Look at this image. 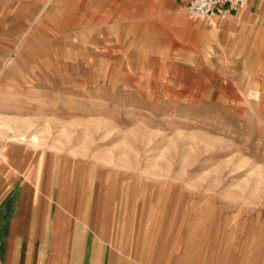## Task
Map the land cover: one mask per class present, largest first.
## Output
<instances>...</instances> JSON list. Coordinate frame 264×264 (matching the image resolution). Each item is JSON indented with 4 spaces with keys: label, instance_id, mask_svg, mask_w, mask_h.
Segmentation results:
<instances>
[{
    "label": "rangeland",
    "instance_id": "rangeland-1",
    "mask_svg": "<svg viewBox=\"0 0 264 264\" xmlns=\"http://www.w3.org/2000/svg\"><path fill=\"white\" fill-rule=\"evenodd\" d=\"M122 1L128 11L88 13L67 36L58 13L49 30L35 13L22 30L32 40L9 65L24 75L0 87V128L32 160L42 151L44 166L66 165L71 186L92 181L94 212L105 193L103 241L112 195L124 192L121 213L129 203L137 218L125 227L138 230L121 224L110 242L136 262L145 246L152 264H264V53L210 52L182 0ZM4 9L0 0V70L3 31L15 32L3 30L15 15ZM33 137L40 150L30 153Z\"/></svg>",
    "mask_w": 264,
    "mask_h": 264
},
{
    "label": "crops",
    "instance_id": "crops-1",
    "mask_svg": "<svg viewBox=\"0 0 264 264\" xmlns=\"http://www.w3.org/2000/svg\"><path fill=\"white\" fill-rule=\"evenodd\" d=\"M191 2L192 0H182L180 4V9L185 8L189 17L187 8ZM101 4H105V8L101 9ZM60 6H63L62 11L59 10ZM127 6L128 2L121 0H3L4 11L8 12L9 17L10 14H15L10 17L9 22H3V30L14 29L15 32L7 36L3 31V70H0V87L3 84L4 91L5 87L17 85L18 79L24 75L14 65H6V62L18 50L30 44L31 34L29 35V31L24 34L22 30L35 28L40 20L33 19L35 13L39 18L44 14L49 16L51 21L45 26L48 30L52 27L51 24L57 21L55 13H58L60 33L67 36L75 27H85L88 13L94 12L98 17H95L96 20H103L104 16H99L100 12L124 13L128 11ZM263 18L264 0H249L247 8L232 13L229 18H221L225 20L224 23H231L230 27L234 29L233 34L226 35L230 28L227 24L222 35H219L227 47L226 52L222 51L218 44L213 47L219 54L226 56L236 50L241 56H250L253 52L264 53ZM194 21L201 23V20ZM105 27L120 28V25L111 24ZM87 33H81V38L90 35ZM47 39L43 42L47 47L54 44L53 36ZM28 161L29 156L22 155L11 167L0 157V264H152L147 259L145 246L138 249V256L143 261L136 262L134 255L130 256L134 253L133 250L125 246L115 247L110 242L118 236L121 224V228H125V224L130 222L131 214L135 211V207L127 203L126 213H121L117 201L124 199V192L117 191L116 195H112L111 208L120 219L117 220V225L111 223L107 240L103 241L100 238V229L104 223L105 193L103 192L100 205L96 206L94 212L92 181L88 182L85 176H75L71 186L69 175L72 173L66 171L67 166L57 165L53 161L44 166L43 158L42 176L37 185L23 173V164ZM109 195L108 192L107 197ZM127 202H130L129 199Z\"/></svg>",
    "mask_w": 264,
    "mask_h": 264
},
{
    "label": "bare ground",
    "instance_id": "bare-ground-1",
    "mask_svg": "<svg viewBox=\"0 0 264 264\" xmlns=\"http://www.w3.org/2000/svg\"><path fill=\"white\" fill-rule=\"evenodd\" d=\"M52 1V0H51ZM59 1V0H58ZM74 1V0H73ZM252 2V1H251ZM59 3V2H57ZM85 3H83L84 5ZM92 5V4H91ZM93 6V5H92ZM61 10V9H60ZM186 9H182L181 12H184L185 13ZM47 13V12H46ZM64 13V12H63ZM82 13V12H81ZM95 16V15H94ZM49 17V16H48ZM185 18V17H184ZM217 18H220L219 19V27L217 29L213 28L211 26V23L214 21V19L218 20ZM50 19V18H49ZM223 19V18H222ZM226 19V18H225ZM258 19V18H257ZM264 19V18H263ZM221 17H218V16H214L213 17H209V18H205V19H202L200 25H204L205 28H204V32H203V37L205 38L206 42H207V49L214 53V47L213 45L214 44H218L221 46L222 48V51L226 52V48L224 43H223V38H221L219 35H222L223 33V28L225 25H227L228 23L227 22H223L224 20H221ZM51 21V20H50ZM92 21V20H91ZM227 21V20H226ZM83 22V21H82ZM81 23V22H80ZM89 23V22H88ZM152 24V22H150ZM156 23V22H155ZM159 23V22H158ZM263 24V23H262ZM229 27L232 26L231 23L228 24ZM254 25V24H253ZM81 26V25H80ZM257 26V25H256ZM92 27V26H91ZM246 27V26H245ZM109 28V27H108ZM234 30V29H233ZM232 28L230 27L229 30L226 32V35H229V34H233V31ZM171 31V30H170ZM262 31V30H261ZM90 32V31H89ZM103 32V31H102ZM111 32V31H110ZM39 33V32H38ZM186 33V32H185ZM229 33V34H228ZM41 34V33H40ZM92 34V32H91ZM161 34V33H160ZM172 34V33H171ZM82 35V34H81ZM111 35V34H110ZM174 35V34H172ZM256 35V34H255ZM45 36V35H44ZM89 36V35H88ZM146 36V34H145ZM60 37V36H59ZM23 39V38H22ZM60 39V38H59ZM58 39V40H59ZM255 40V39H254ZM142 41V40H141ZM144 41V40H143ZM257 41V40H256ZM55 42V41H54ZM131 42V41H130ZM182 42V41H181ZM264 43V42H263ZM144 44V43H143ZM14 45V44H13ZM94 45V44H92ZM39 46V45H38ZM98 46V45H97ZM109 46V45H108ZM205 46V45H204ZM256 46V45H255ZM21 47V46H20ZM103 47V46H102ZM134 48V47H133ZM138 48V47H137ZM140 48V47H139ZM243 48V47H242ZM51 49V48H50ZM53 49V48H52ZM148 49V48H147ZM146 49V50H147ZM201 49V48H200ZM41 50V49H40ZM176 50V49H175ZM63 51V50H62ZM151 51V50H150ZM34 52V51H32ZM61 52V51H60ZM136 52V51H135ZM159 53V52H158ZM179 53V52H178ZM123 54V53H122ZM174 54V53H172ZM161 55V54H160ZM163 55V54H162ZM28 56V55H27ZM61 56V55H60ZM106 56V55H105ZM112 56V55H111ZM116 56V55H115ZM138 56V55H137ZM154 56V55H153ZM256 56V55H255ZM232 57V56H231ZM200 58V57H199ZM13 59H9L7 60L6 62V65H9L11 64ZM137 61V59H136ZM153 61V60H152ZM224 61V60H223ZM227 61V60H226ZM127 62V61H126ZM133 62V61H131ZM150 62V61H149ZM160 62V61H159ZM135 63V62H134ZM158 63V62H157ZM163 63V62H162ZM29 64V63H28ZM133 64V63H132ZM128 65V64H127ZM131 65V64H130ZM238 67V66H237ZM164 68V66L162 67ZM253 68V67H252ZM86 69V68H85ZM245 69V68H244ZM88 70V69H86ZM199 70V69H198ZM22 72V71H21ZM241 73V72H240ZM245 74V73H244ZM255 74V73H254ZM203 75V74H202ZM201 75V76H202ZM238 75V73H237ZM165 76V75H164ZM236 76V75H235ZM21 77V75H20ZM130 77V76H129ZM9 78V77H8ZM161 78V77H160ZM242 79V78H241ZM135 81V80H134ZM162 81V80H161ZM130 83L132 81H129ZM261 82V81H260ZM264 82V81H263ZM160 83V82H159ZM163 84V83H162ZM133 85V84H132ZM264 85V83H263ZM126 86V85H125ZM252 92V91H251ZM0 137L1 139L3 140L4 142V145H2V152L0 154V157L3 158L4 161L8 162L10 164V166L12 167L14 165V163L20 159V157L22 155H25L27 154L26 152V145L25 144H22L21 142V139L19 138V136L17 134H13L12 132H6L4 129L0 128ZM37 137H33V144L32 146H30V153H33L34 151H36L37 149L40 150V146L39 144L37 143ZM43 152L42 151H39L38 152V156L39 158L38 159H33L32 160V157L30 155L29 156V161L28 163H24V167L23 168V173L26 175L27 178L29 179H32L33 181L35 179L38 178V181H39V178H41L42 176V164H43ZM37 156V157H38ZM57 163V162H56ZM17 166V165H16ZM56 168V167H55ZM18 173V172H16ZM19 175V174H18ZM94 179V178H93ZM54 184H55V181H54ZM57 184V183H56ZM53 186V185H52ZM92 186V185H91ZM97 186V185H96ZM55 189V188H54ZM94 195V194H93ZM54 197V196H53ZM90 203V202H89ZM131 210V209H130ZM93 211V210H92ZM135 213V212H134ZM134 213L131 214V216L134 215ZM114 224H116L117 220L120 219L118 218L117 216V213L115 212V210H113V213H112V216H111ZM130 219H135V216L134 218H130ZM137 219V218H136ZM136 219L134 222H136ZM136 225H133V227H130V226H126V227L123 229V230H129L130 232H135L138 230V227L135 228ZM105 247V246H104ZM98 249V248H97ZM105 257V256H104Z\"/></svg>",
    "mask_w": 264,
    "mask_h": 264
},
{
    "label": "built area",
    "instance_id": "built-area-1",
    "mask_svg": "<svg viewBox=\"0 0 264 264\" xmlns=\"http://www.w3.org/2000/svg\"><path fill=\"white\" fill-rule=\"evenodd\" d=\"M249 0H192L187 8L190 17L194 20H202L218 16L229 18L232 13L247 8ZM2 152V140L0 138V154Z\"/></svg>",
    "mask_w": 264,
    "mask_h": 264
}]
</instances>
